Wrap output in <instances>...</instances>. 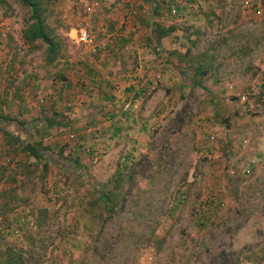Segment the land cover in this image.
I'll use <instances>...</instances> for the list:
<instances>
[{"label":"rangeland","instance_id":"374dc122","mask_svg":"<svg viewBox=\"0 0 264 264\" xmlns=\"http://www.w3.org/2000/svg\"><path fill=\"white\" fill-rule=\"evenodd\" d=\"M46 1V25L61 45L50 64L42 43L22 42L28 9L0 6V114L8 118L0 123V262L11 251L22 264H212L226 250L241 254L239 264H264V0H154L158 14L153 0ZM116 17L122 23L110 28ZM147 20L172 27L176 53L189 54L174 56L171 87L156 85L172 102L147 151L125 164V142L103 130L106 104L83 94L91 83L77 75L83 70L72 77L70 63L126 42L119 34L147 29ZM81 27L92 45L74 42ZM46 119L71 126L48 129ZM11 137L62 160L44 157L45 171V159L32 160ZM124 174L132 180L108 214L97 194Z\"/></svg>","mask_w":264,"mask_h":264},{"label":"crops","instance_id":"0c3cea01","mask_svg":"<svg viewBox=\"0 0 264 264\" xmlns=\"http://www.w3.org/2000/svg\"><path fill=\"white\" fill-rule=\"evenodd\" d=\"M122 19L123 17L114 18V21L110 23V28H118V23H122ZM103 24L101 23V25ZM103 30L106 31V29ZM174 34L171 33L156 42L148 29H141L135 34L120 33L119 36L126 39V44L120 51L119 47L117 48L114 44L111 45V41H107L108 43H104L102 48L98 49L99 47H97V54L84 51V57H79L78 61H75L76 63H70L72 77L76 76L73 74L75 68L83 70V73L77 75L82 74L87 79L86 82L91 83V87H85L86 90L83 94H91L93 99L99 101V104H106L108 112L103 111V115L107 116L106 119L109 122H103V130L113 139L120 138L125 142L123 154L125 164L134 156V152L147 151L151 138L150 132L157 128L158 123L166 114L164 111L172 102L171 94L163 97L160 93L161 90L156 88V85L158 82H163L169 88L174 82L173 71L170 67H174L176 60L172 53L176 52L175 50H180L176 43L172 42ZM111 36L110 34L105 37ZM144 38L148 43H143ZM34 83L37 84V82ZM34 83L32 82L30 85H34ZM59 92L60 90L56 91V93ZM167 92L169 93L168 89L165 93ZM129 101L132 103V113L124 115L121 107ZM62 113L70 119L75 118V113ZM60 119L54 121L51 126L50 123L44 122V126H47L48 129L52 126H71L68 120L65 123ZM96 119L99 121L101 117ZM124 132L125 135H122ZM128 136L130 138L133 136L134 139H127ZM67 161L71 165H79L77 161L71 159Z\"/></svg>","mask_w":264,"mask_h":264},{"label":"trees","instance_id":"16d2710c","mask_svg":"<svg viewBox=\"0 0 264 264\" xmlns=\"http://www.w3.org/2000/svg\"><path fill=\"white\" fill-rule=\"evenodd\" d=\"M17 3H19L22 7L28 9V19L25 23V26L21 33V39L22 42L29 46V48L35 47V44L40 42L45 46V52L46 57L45 61L46 63L50 64L57 60L61 45L56 39L51 35L47 25H46V19H47V13H48V2L46 0H13ZM6 3V0H0V6H3ZM172 6V5H171ZM170 7V6H169ZM168 7V9H169ZM152 9L155 14H158L159 6L155 1H152ZM112 26V24H111ZM147 29L150 30L151 36L153 37V40L158 42L162 38L170 35L174 29L172 27H166L162 25L161 23L152 22L150 20H147ZM113 43V42H112ZM126 44V42H122L119 44H116V46L119 51L121 48ZM174 56L177 57V60L179 62H186V57L189 54L188 49L185 50L184 53H176L173 52ZM120 55H122L120 53ZM202 68L204 66L200 65L199 67L195 68L196 73H200ZM183 72L185 69L182 70ZM32 80L35 79V77H30ZM60 78L65 80L63 76L60 75ZM66 106L70 107L71 103H67ZM55 114V113H54ZM124 115H128L129 113H123ZM7 117L0 114V123H3L4 121H7ZM48 123L54 124L53 120L46 119ZM35 130V133L38 132L37 124H34L32 127ZM6 136L8 134L6 133ZM9 137V136H8ZM14 138V141L18 143L19 146H21V152L23 154H26L32 160L36 162H40L41 160H44V157H47L52 162H58L61 157H59L58 154L51 153L49 151V148H41L40 143L35 144H25L23 140H19L18 137H11ZM48 159L44 160L43 170L47 171L48 169ZM62 160V159H61ZM70 163L69 161H66ZM73 168L77 169L78 171L82 172V167L80 165L72 164ZM119 172V171H118ZM130 180H132V177H129L127 174L121 175V177L115 178V180H111L113 182L112 184V190L108 191L107 193L97 194V201L102 202L104 209L108 214H115L116 207L119 205V201H121L123 195V186L124 184H129ZM235 199H238L239 196L235 192ZM153 231L150 233V237H148V241L146 244L148 245L152 236ZM232 254V253H231ZM241 254L240 253H234L230 255L228 251H222L216 255V257L213 258L212 264H239V258ZM246 260H250V257H245ZM0 264H22V256L17 252H11L7 251L5 253V259L4 262H0Z\"/></svg>","mask_w":264,"mask_h":264},{"label":"built area","instance_id":"2783aa9c","mask_svg":"<svg viewBox=\"0 0 264 264\" xmlns=\"http://www.w3.org/2000/svg\"><path fill=\"white\" fill-rule=\"evenodd\" d=\"M249 2H245L246 7L248 6ZM98 6V3H93L92 5H90V7L87 8V10H91V9H95ZM74 42L77 45H92L93 43V39L91 36V33L89 32V30H87L86 28H79L77 31H75V36H74ZM244 100V97H242V101ZM121 111L123 113H132V103L126 102L123 104V106L121 107Z\"/></svg>","mask_w":264,"mask_h":264}]
</instances>
